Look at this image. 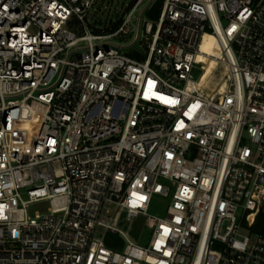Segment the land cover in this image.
Returning a JSON list of instances; mask_svg holds the SVG:
<instances>
[{
	"label": "built area",
	"instance_id": "2783aa9c",
	"mask_svg": "<svg viewBox=\"0 0 264 264\" xmlns=\"http://www.w3.org/2000/svg\"><path fill=\"white\" fill-rule=\"evenodd\" d=\"M98 1L0 0V264H264V0H135L109 33Z\"/></svg>",
	"mask_w": 264,
	"mask_h": 264
},
{
	"label": "rangeland",
	"instance_id": "374dc122",
	"mask_svg": "<svg viewBox=\"0 0 264 264\" xmlns=\"http://www.w3.org/2000/svg\"><path fill=\"white\" fill-rule=\"evenodd\" d=\"M135 0H99L98 5L95 10L91 12V25L92 28H97L99 26L96 24V20L102 19L104 22L105 27L108 29V33L110 32L109 29L115 27L120 23V21H117L116 14H121L125 11H127V8H131V6L134 4ZM144 9V5L140 7L135 13V18L132 23V27L134 28V31L131 35H123L120 37H114L110 39V42L115 44H123L124 46H127V48L124 49V51L128 54L132 52V50L138 49L140 51H143L139 44H136L135 46H131V44L134 42L135 37L138 34V29L140 25L139 18L141 17L142 11ZM144 21H155L150 14L144 15ZM142 34L145 35L144 31V22L142 27ZM95 33H100L99 30H94ZM222 67L217 68L215 71V75L213 76V80L217 81L222 76ZM201 74L200 71L195 73L196 79ZM212 83L211 85H213ZM169 201L161 196H155L153 198L151 207L149 209V213L153 216L158 217H164L166 215V209L168 207ZM50 209L49 202H39L35 203L30 206L29 213L31 216H35L37 213L41 215H48ZM145 222V219L143 217H140L137 221L134 222L132 226H130L127 231L129 233L130 238L135 241L136 243L147 246L149 244V240L151 238V231L148 227L142 225V223ZM116 244L119 246H122V248L125 247V242H123L120 238L116 239Z\"/></svg>",
	"mask_w": 264,
	"mask_h": 264
},
{
	"label": "bare ground",
	"instance_id": "6f19581e",
	"mask_svg": "<svg viewBox=\"0 0 264 264\" xmlns=\"http://www.w3.org/2000/svg\"><path fill=\"white\" fill-rule=\"evenodd\" d=\"M217 48L218 43L216 37H214L212 34H206L201 46L203 53L207 52L209 55H218L219 52L217 51ZM198 61L200 63H204V72L198 81L199 89L206 92L210 96L216 93H224L227 88V81L224 79L226 76V71L224 68L214 58L206 57L204 55H199ZM219 67H222L223 70L221 72V78H223V80L219 79L214 81L213 76ZM212 83L214 84L211 85Z\"/></svg>",
	"mask_w": 264,
	"mask_h": 264
},
{
	"label": "trees",
	"instance_id": "16d2710c",
	"mask_svg": "<svg viewBox=\"0 0 264 264\" xmlns=\"http://www.w3.org/2000/svg\"><path fill=\"white\" fill-rule=\"evenodd\" d=\"M161 7H162V0L157 2L155 7L153 8V10L150 12V16L151 17H157L159 15ZM133 56L136 57V58H141V55L138 54V53L133 55ZM263 218H264V213H261V215L259 216V219H258L257 229L259 230L261 228V230L264 231V227H261L262 226L261 224L263 222V220H262Z\"/></svg>",
	"mask_w": 264,
	"mask_h": 264
},
{
	"label": "water",
	"instance_id": "95a60500",
	"mask_svg": "<svg viewBox=\"0 0 264 264\" xmlns=\"http://www.w3.org/2000/svg\"><path fill=\"white\" fill-rule=\"evenodd\" d=\"M119 16V14H116V17H118Z\"/></svg>",
	"mask_w": 264,
	"mask_h": 264
}]
</instances>
